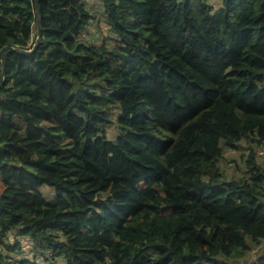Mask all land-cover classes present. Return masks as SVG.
Returning a JSON list of instances; mask_svg holds the SVG:
<instances>
[{"label":"trees","instance_id":"trees-1","mask_svg":"<svg viewBox=\"0 0 264 264\" xmlns=\"http://www.w3.org/2000/svg\"><path fill=\"white\" fill-rule=\"evenodd\" d=\"M100 2V42L82 0H38V49L6 55L0 264H264V0ZM36 27L0 0V54Z\"/></svg>","mask_w":264,"mask_h":264},{"label":"rangeland","instance_id":"rangeland-1","mask_svg":"<svg viewBox=\"0 0 264 264\" xmlns=\"http://www.w3.org/2000/svg\"><path fill=\"white\" fill-rule=\"evenodd\" d=\"M223 1L224 0H210V1L206 0V2L212 6L213 12H215L216 10L222 7ZM82 2L84 3L88 11L90 12L91 16L93 17V20L94 18L96 19L90 22L87 29H85V31L82 33L81 37H84V39H86L88 42H91V43H94L98 40H99L98 42H100L103 37H107L109 35V27L106 26L108 25V21H107L106 16L103 13L104 10H103L102 4L100 0H82ZM100 31L103 32V34ZM119 114H120V111L117 110L113 116V120L116 119L115 116H118ZM107 128L109 127H106V129ZM109 132L111 135L113 133H116V131H113V130ZM245 153H246V146L244 144H242V147L238 151H231V153H228V151H226V160L222 161V168L224 169L227 175H231L233 173L234 171L233 169L235 166L240 167V164L243 161V159H241L242 155ZM229 161H236V162L229 163ZM50 190L51 189L47 190V188H44V187L39 189L43 197L45 198L49 197L47 199L51 201H55L57 199V193L52 190H51L52 191L51 193ZM19 240H20L19 247L17 248L15 254L20 255L21 253H27L28 257H30L29 252L31 251V246H30L31 241L23 240L21 238ZM3 241H5V238L3 239ZM8 243L12 244L13 238L8 239ZM0 249H3L5 253L10 254L9 251L6 249V247L3 245V243H0Z\"/></svg>","mask_w":264,"mask_h":264},{"label":"water","instance_id":"water-1","mask_svg":"<svg viewBox=\"0 0 264 264\" xmlns=\"http://www.w3.org/2000/svg\"><path fill=\"white\" fill-rule=\"evenodd\" d=\"M34 4H35V14H36V25H37L35 42L30 49H22V48H18V47L9 46V47L4 48L1 51V54H0V64H1L0 90L4 84L6 55L8 53H18L21 55H32L36 52V50L38 49L39 44L41 42L42 25H41L40 8H39L38 0H34Z\"/></svg>","mask_w":264,"mask_h":264},{"label":"built area","instance_id":"built-area-1","mask_svg":"<svg viewBox=\"0 0 264 264\" xmlns=\"http://www.w3.org/2000/svg\"><path fill=\"white\" fill-rule=\"evenodd\" d=\"M261 155L263 156V159H264V152H263V153H261Z\"/></svg>","mask_w":264,"mask_h":264}]
</instances>
